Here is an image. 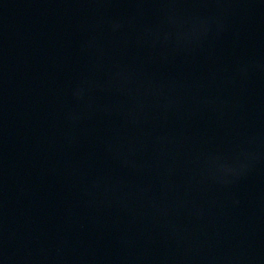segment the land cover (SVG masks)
Segmentation results:
<instances>
[{
    "label": "water",
    "instance_id": "obj_1",
    "mask_svg": "<svg viewBox=\"0 0 264 264\" xmlns=\"http://www.w3.org/2000/svg\"><path fill=\"white\" fill-rule=\"evenodd\" d=\"M0 264H264V0H0Z\"/></svg>",
    "mask_w": 264,
    "mask_h": 264
}]
</instances>
